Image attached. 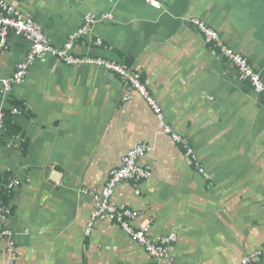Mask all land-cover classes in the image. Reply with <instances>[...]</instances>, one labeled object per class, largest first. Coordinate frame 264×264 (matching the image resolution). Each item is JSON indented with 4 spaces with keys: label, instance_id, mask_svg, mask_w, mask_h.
<instances>
[{
    "label": "crops",
    "instance_id": "crops-1",
    "mask_svg": "<svg viewBox=\"0 0 264 264\" xmlns=\"http://www.w3.org/2000/svg\"><path fill=\"white\" fill-rule=\"evenodd\" d=\"M0 1L56 48L87 14L100 20L92 38L101 45L80 37L72 54L136 72L162 114L161 122L111 72L37 58L9 95L0 93L14 129L1 139L0 184L18 181L0 192L11 234L0 238V264H240L254 253L250 264H264V97L190 22L216 31L264 81V0ZM28 51L24 38L8 36L0 90ZM163 125L188 140L208 180ZM137 146L150 149L138 161L150 176L120 183L111 202L137 213L132 228L177 235L167 259L148 255L118 223L91 221L110 171Z\"/></svg>",
    "mask_w": 264,
    "mask_h": 264
},
{
    "label": "built area",
    "instance_id": "built-area-1",
    "mask_svg": "<svg viewBox=\"0 0 264 264\" xmlns=\"http://www.w3.org/2000/svg\"><path fill=\"white\" fill-rule=\"evenodd\" d=\"M142 1L149 5L158 6L153 0ZM106 17L110 19V16ZM105 19L106 18H103L102 20ZM96 22H100V20L94 19L91 15H86L76 34H72L70 39L66 41V44H63L62 47L56 48L50 44L42 28L38 24L30 18H25L21 14V11L16 7L0 1V50L6 48L7 39L10 34L22 37L29 43V51L25 59L17 64L16 71L13 73L12 77L1 81L2 85L0 93L2 95L9 94L12 85L22 81L28 69L33 65L37 58L50 55L64 65L79 66L81 64H91L106 72H111L114 75H117L120 77L122 83L125 84L126 88L132 93L137 94L140 99H143L156 118L162 122V114L159 106L152 97L145 83L140 79V76L136 72L123 65L99 57L88 55L75 56L72 54L73 42L80 37L90 38L89 40H92L94 45H101V40L98 37L92 38ZM190 22L196 27L204 41L211 46L214 52L218 53L220 57L232 64L236 69L238 76L249 83L254 93L264 97V81L262 80L261 75L253 70L248 61L240 54L233 53L228 49L221 41L218 33L207 26L204 22L199 21L198 19H191ZM14 113H17V111L13 110L12 114ZM4 118L5 111L0 106L1 132L4 131ZM162 127L165 134L170 137L173 143L182 149L186 160L194 170L205 180H208V177L200 165V162L188 140L174 133L170 126L163 125ZM149 150L150 149L146 146H137L124 156L122 159V165L119 168L110 171L100 195L96 198L97 208L91 214V221L98 219L114 221L120 225L126 234L142 245L150 256L157 259H167L169 251L176 241V234H160L156 237H152L150 234V225H145L139 229H133L130 223L137 217V213L129 208H118L111 203V197L119 183L127 180L139 183L148 179L151 169L146 166H140L138 161H140ZM17 186L18 181L16 179L7 178L3 185L0 184V192L3 191V193L9 195L15 188H17ZM6 217V210L0 204V238L5 239L11 236V234L2 227V223L6 221ZM256 255L257 253H254L251 256L242 258L240 264H250L251 260H253ZM10 264H12V262Z\"/></svg>",
    "mask_w": 264,
    "mask_h": 264
},
{
    "label": "rangeland",
    "instance_id": "rangeland-1",
    "mask_svg": "<svg viewBox=\"0 0 264 264\" xmlns=\"http://www.w3.org/2000/svg\"><path fill=\"white\" fill-rule=\"evenodd\" d=\"M21 14H22V12H21ZM22 15H23V14H22ZM87 15H90V14H87ZM23 16H24V15H23ZM91 16H92V15H91ZM24 17H25V16H24ZM25 18H27V17H25ZM30 19H31V18H30ZM31 20H33V19H31ZM33 21H34V20H33ZM34 22H35V21H34ZM35 23H36V22H35ZM97 23H98V22H96V24H97ZM36 24H37V23H36ZM96 24H95V25H96ZM95 25H94V26H95ZM39 26H40V25H39ZM78 30H79V29H78ZM78 30H77V31H78ZM77 31H75L74 33L76 34ZM93 32H94V31H93ZM74 33H73V34H74ZM44 34H45V33H44ZM45 36H46V35H45ZM46 38H47V37H46ZM47 39H48V38H47ZM64 44H66V43H64ZM73 47H74V45H73ZM73 47H72V50H73ZM46 56L55 59L54 57H52V56H50V55H46ZM44 57H45V56H44ZM55 60L58 61L57 59H55ZM58 62H59V61H58ZM63 65H64V64H63ZM66 66H68V65H66ZM10 92H11V91H10ZM9 94H10V93H9ZM9 94H7V95H9ZM4 111H5V110H4ZM11 113H12V111H11ZM14 114H17V113H14ZM4 120H6V111H5V118H4ZM3 127H4V124H3ZM0 132H1V129H0ZM3 132H4V131H2V132L0 133V136L3 134ZM0 143H1V139H0ZM127 181H129V180H127ZM123 182H124V181H123ZM105 183H106V182H105ZM121 183H122V182H121ZM119 184H120V183H119ZM119 184H118V185H119ZM118 185H117V186H118ZM17 187H18V186H17ZM115 189H116V188H115ZM114 191H115V190H114ZM111 198H112V197H111ZM111 203H112V202H111ZM130 210H131V209H130ZM140 228H141V227H140ZM133 229H134V228H133ZM138 229H139V228H138ZM150 234H151V233H150ZM169 234H170V233H169ZM127 235H128V234H127ZM176 236H177V235H176ZM130 237H131V236H130ZM131 238H132V237H131ZM176 240H177V237H176ZM134 241H135V240H134ZM137 243H138V242H137ZM175 243H176V241H175ZM175 243H174V244H175ZM174 244H173V245H174ZM141 246H142V245H141ZM172 247H173V246H172ZM172 247H171V248H172ZM144 249H145V248H144ZM170 250H171V249H170ZM148 255H149V254H148ZM156 259H157V258H156Z\"/></svg>",
    "mask_w": 264,
    "mask_h": 264
},
{
    "label": "trees",
    "instance_id": "trees-1",
    "mask_svg": "<svg viewBox=\"0 0 264 264\" xmlns=\"http://www.w3.org/2000/svg\"><path fill=\"white\" fill-rule=\"evenodd\" d=\"M9 119H10V117H9L8 113H6V120H4V132L5 133L0 136V139H3L4 135H6L8 131H13L14 132L13 126L10 124Z\"/></svg>",
    "mask_w": 264,
    "mask_h": 264
}]
</instances>
